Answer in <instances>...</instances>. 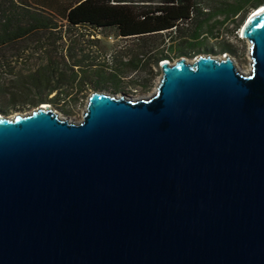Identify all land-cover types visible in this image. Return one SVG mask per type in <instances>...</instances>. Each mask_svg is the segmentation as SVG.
Masks as SVG:
<instances>
[{
  "label": "water",
  "instance_id": "95a60500",
  "mask_svg": "<svg viewBox=\"0 0 264 264\" xmlns=\"http://www.w3.org/2000/svg\"><path fill=\"white\" fill-rule=\"evenodd\" d=\"M234 61L160 64L154 96L0 117V264H264V5Z\"/></svg>",
  "mask_w": 264,
  "mask_h": 264
},
{
  "label": "trees",
  "instance_id": "16d2710c",
  "mask_svg": "<svg viewBox=\"0 0 264 264\" xmlns=\"http://www.w3.org/2000/svg\"><path fill=\"white\" fill-rule=\"evenodd\" d=\"M262 5L264 0L224 1L217 9L223 21L212 23L218 13L204 10L201 0H0V69L22 64L30 51L41 53L43 63L32 75L15 76L18 96L28 100L20 108L75 102L85 85L88 55L80 49V41L69 45L66 35L87 27L116 29L122 38L144 40L142 55L156 54L151 59L158 66L170 60L169 50L182 52L188 45H201L223 22L233 21L239 28L247 13ZM133 63L129 65L136 69L139 63Z\"/></svg>",
  "mask_w": 264,
  "mask_h": 264
},
{
  "label": "rangeland",
  "instance_id": "374dc122",
  "mask_svg": "<svg viewBox=\"0 0 264 264\" xmlns=\"http://www.w3.org/2000/svg\"><path fill=\"white\" fill-rule=\"evenodd\" d=\"M224 1L233 3L234 0H201V5L204 10H209V13H218L219 5ZM254 10L252 9L247 13L239 28H236L237 23L235 24L233 21L223 22L213 35L203 39L201 45L199 43L195 44L194 47L188 45L182 52L177 49L169 50L170 63L181 58L192 63L201 56H211L218 59L230 57L238 72L249 74L252 62L250 43L242 39L241 30ZM57 19L60 24L65 25V21L60 18ZM223 19L224 16H220L218 13L213 18L212 23L215 21L221 23ZM235 19L234 21L238 22L240 17ZM165 35H167L165 39L168 40L169 34ZM66 39L69 45H74L76 40L80 41V49L85 51L88 58L84 62L85 85L82 87L79 99L75 102L58 101L55 104H45L60 119L67 120L72 124L80 123L88 98L94 92H105L133 100H147L155 95L162 76L160 64L158 66L153 64L151 58L156 54L142 55L144 40L141 38H122L118 36L116 29L93 30L87 27L66 35ZM168 42L166 47L169 45ZM31 47L33 49L34 46ZM41 58V53L33 54L30 51L22 64L12 66L11 69H0V82L3 84L0 86V109L6 111V113H0L1 116L12 119L16 115L31 114L42 106V104L33 105L27 110H22L20 107L28 100L18 96L17 86L14 82L16 75H32L35 67L43 63ZM134 61L139 63L136 69L129 65ZM54 96L55 94L51 97Z\"/></svg>",
  "mask_w": 264,
  "mask_h": 264
},
{
  "label": "bare ground",
  "instance_id": "6f19581e",
  "mask_svg": "<svg viewBox=\"0 0 264 264\" xmlns=\"http://www.w3.org/2000/svg\"><path fill=\"white\" fill-rule=\"evenodd\" d=\"M222 58H223V57H222ZM224 59H225V58H224ZM244 72H245V71H244ZM134 101H136V100H134ZM47 107H49V106L44 104V105H42L40 108L43 109V108H47ZM0 117H1V115H0ZM14 117H15V116H14ZM14 117H13V118H14Z\"/></svg>",
  "mask_w": 264,
  "mask_h": 264
},
{
  "label": "clouds",
  "instance_id": "9594fccd",
  "mask_svg": "<svg viewBox=\"0 0 264 264\" xmlns=\"http://www.w3.org/2000/svg\"><path fill=\"white\" fill-rule=\"evenodd\" d=\"M161 64V63H160Z\"/></svg>",
  "mask_w": 264,
  "mask_h": 264
}]
</instances>
